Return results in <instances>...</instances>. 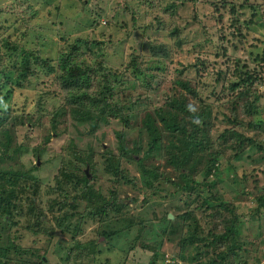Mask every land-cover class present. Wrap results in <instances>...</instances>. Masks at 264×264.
I'll list each match as a JSON object with an SVG mask.
<instances>
[{
  "label": "trees",
  "instance_id": "16d2710c",
  "mask_svg": "<svg viewBox=\"0 0 264 264\" xmlns=\"http://www.w3.org/2000/svg\"><path fill=\"white\" fill-rule=\"evenodd\" d=\"M259 9L261 18L257 23L264 26V5H260ZM231 12L234 13L236 38H246L248 28L239 26V13L235 4ZM36 13V10L31 11L29 17L36 16ZM249 24H254V20L250 19ZM2 29L6 34L0 33L2 99H9L12 93L33 77L40 79L44 94L49 92L48 85L57 80L61 89L70 92L77 88L82 96L72 93L70 102L62 104L55 112H40L38 105L42 104V95L37 97L34 111L26 110L27 101L22 104L21 112L14 107L0 108V217L5 221L1 230L8 223L9 226L16 223L14 217L23 211L20 203L27 204V213L41 212L45 205L51 210L70 205L75 213L64 214L61 218L56 216L57 224L65 217H72L74 231L79 234L83 231L81 225L89 219H98L100 224L109 216L117 217L125 225L110 232L97 228L98 235L110 239L134 228V239L142 246L148 248L154 243L152 250L157 254L148 264H156L158 258L162 264H264V233L258 229L254 237H248L242 226L241 214V205L248 195L252 196L258 219L259 213L264 210V184L260 183L255 172L264 174V136L254 139L239 129L241 124L259 127L261 122L255 118L262 108L259 103L261 95L257 94L254 87L258 81L264 84V76L258 73L260 70L251 74L246 72L245 77L239 79L240 82L230 84L231 89L237 90L231 102L241 115L238 116L232 108L229 110L233 116L223 113L221 120L227 121L228 126L215 136L209 107L202 100L195 99L198 95L191 85L192 80L182 78L188 75L184 67L176 69V79L173 80L178 92L166 95L163 106L148 110V97L134 96L130 91L128 99H122L123 85L120 84L129 68L138 75L150 74L147 86L152 88L154 74L150 61L149 64L145 58L146 53L149 60L155 55L158 58L170 57L164 44H153L149 39L144 41L141 50L131 55L132 59L127 65L118 68L104 66L98 57L88 62L84 56L87 54L92 59V52L86 50L89 48L87 43V48L82 50V46L78 45H60L55 58H50L43 56L38 47L30 48L11 39L7 28ZM175 36L178 37L177 32ZM180 45V40L174 43V46ZM153 50L157 54L154 55ZM262 59L264 63V56ZM98 70L101 71L99 75ZM241 86L242 89L239 88ZM93 87H98L97 93L89 94ZM70 113L78 122L89 123L91 134L99 128L100 123L108 125L114 120H122L124 124L132 120L140 129L135 132L133 139L128 138L122 128L116 131L115 150L111 146L105 148L95 136V140L85 149L71 147L66 160L71 167V174L62 173L71 186L70 196L59 198L62 193L54 187V196L50 197L36 181L31 169L24 167L23 150L27 152L28 145L19 142L16 133L20 135L19 130L24 128L23 138H29L26 133L30 130L36 128L38 132H43L44 124L50 118L46 134L34 147L40 154L51 132L62 131V125ZM157 122L161 123L162 129ZM250 148L261 154L263 164H257L253 173L237 170V165H233L234 160H238L242 152ZM96 155L102 158V171L109 182L104 191L99 187L93 190L87 173L82 169L88 164L94 171ZM158 158L162 162L152 164L151 160ZM221 158L227 162L223 168ZM18 160L19 165L15 167ZM31 168L37 169L36 164ZM226 169L232 170L229 174L237 173L246 186L248 177H254L248 189H238L239 201L228 197L226 192L217 188L219 182L210 179ZM200 174L203 175L201 181ZM126 188L131 192L124 195L123 190ZM140 196H143L142 200ZM78 199L85 203L81 210H78ZM139 207L146 208L148 217L139 212ZM168 214H172L173 218H169ZM250 220L253 223L249 225L253 229L257 221ZM54 233L55 228L47 232L49 236ZM72 239L79 248L87 246L92 255L97 252V238L85 242H80L76 237ZM164 242L173 246L170 249L172 255L162 247ZM47 250L44 249V252ZM42 257L38 248L22 249L14 240H7L5 245L0 244V264H46Z\"/></svg>",
  "mask_w": 264,
  "mask_h": 264
},
{
  "label": "rangeland",
  "instance_id": "374dc122",
  "mask_svg": "<svg viewBox=\"0 0 264 264\" xmlns=\"http://www.w3.org/2000/svg\"><path fill=\"white\" fill-rule=\"evenodd\" d=\"M233 4L238 9L239 26L248 28L246 38L239 40L234 29V13L231 12ZM260 5H264V0H0V26L7 28L11 39L30 48L38 47L45 57L55 58L60 45L63 47L78 45L82 46V50L87 48V43L89 48L86 50L92 52V59L87 54L84 56L88 62H93L98 57L104 66L118 68L127 65L132 59L131 55L141 50L144 41L149 39L153 44H164L170 57L158 58L155 55L157 52L153 50L155 58L151 56L149 60L146 53L145 58L148 63L150 61L154 74L155 81L151 80L152 88L147 86L151 78L150 74L138 75L129 68L122 80L118 77L122 82L120 85H123L122 99L127 100L130 91L131 95L148 97V110L155 109L159 105L163 106L166 95L170 96L178 92L173 80L176 79V69L184 67L186 71L184 72L188 75L182 78L188 77L192 80L191 85L195 87L198 95L195 99L202 100L208 105L213 122L211 125L214 128L213 134L216 136L228 126L227 121L221 120L223 113L233 116L229 110L232 108L238 116L241 115L231 102L237 90L231 89L230 84L240 82L239 79L245 77L246 72L251 74L260 70L258 73L264 76L262 59L264 26L257 23L261 18ZM33 10H36V16L29 17ZM250 19L254 20V24H249ZM2 27L0 33L6 35ZM22 32L25 34L22 35ZM176 32L180 38L175 36ZM177 40H180V46H174ZM3 49L6 50V47ZM100 73L101 71L98 70L97 75ZM111 78L114 79V76L111 75ZM60 86L61 84L56 80L48 85L49 92L44 94V86L40 79L33 77L30 82L24 83L23 87L12 93L9 99L0 97V108L14 107L21 112L22 104L27 101L26 110L34 111L36 99L42 95V104L38 105L40 112L41 110L47 113L55 112L62 104L70 102L72 93L82 96L77 88L67 92ZM254 87L257 89V94L261 95L259 103L262 108L255 115V118L261 122L258 124L259 127L245 123L241 124L239 129L243 134L256 139L264 136V84L258 81ZM239 88L242 89V86ZM97 89L98 87H93L89 94L97 93ZM74 107L76 108V103ZM67 116L62 131L51 132L46 145L42 143L45 148L40 154H37L34 147L46 134L50 118L47 120L46 117L43 118V121L46 120L43 132H38L36 128L30 130L26 133L29 138H23L24 128L19 130L20 135L16 133L19 142L28 145L27 152L23 150L24 167L31 169L36 181L50 197L54 196V187L62 193L59 198L70 196L71 186L67 179L63 178L62 173L71 174V167L66 163L71 147L85 149L95 140L93 139L95 136L97 142L103 144L105 148L111 146L115 150L116 131L123 129L125 135L133 139L135 132L140 129L132 120L125 124L122 120H114L108 125L100 123L99 128L91 134L89 123L78 122L71 113ZM157 124L161 129L163 128L161 123L157 122ZM260 155L255 149H246L238 160H234L233 165H237V170L253 173L257 164H263ZM101 159L100 155L94 157L97 163L94 171L88 164L82 169L84 171L87 169L89 184L93 186V190L99 187L104 191L109 182L102 171ZM151 162L156 165L161 163L162 159L158 158ZM221 163L223 168L227 162L221 158ZM35 164L37 169L31 168ZM18 165L19 160L15 167ZM262 168L264 169V165ZM229 171L232 170L217 172L211 175L210 179L219 182L217 188L226 192L228 197L239 201L238 189L244 187L248 189L254 177H248L246 186V182L244 183L237 173L229 174ZM255 172L260 183L264 184V174ZM202 178L203 175L200 174L199 181ZM123 192L126 195L131 191L126 188ZM142 198L143 196H140V200ZM68 201L72 202L70 198ZM77 201L80 202L78 210H81L85 203L79 199ZM253 204L252 196L248 195L241 205L242 226L250 238L257 234L258 229L264 233V210L259 213L261 215L258 219ZM20 205L23 206V211L14 217L16 223L12 226L8 223L4 230L0 229V244L5 245L7 240H14L22 249L38 248L46 264H148L153 259V255L157 254L152 250L154 243L146 248L134 239L136 235L134 228L110 239L99 236L97 228L110 232L125 225V222L117 217L109 216L100 223L101 225L98 219L95 221L89 219L81 225L83 231L78 234L74 231L76 230L73 224L74 218L65 217L59 224L55 218L75 213L70 205L60 210L56 208L51 210L45 205L41 212L38 210L30 213H27V204L20 203ZM37 207L40 209V204ZM139 212L148 217L145 207H139ZM249 219L257 221V224L254 223L252 226L253 229L249 225L253 222L248 221ZM4 222L0 217V227L5 224ZM52 228H55V233L49 236L47 232ZM72 236L80 242L97 238V252L92 255L87 246L79 248L73 242ZM162 247L172 255L170 249L173 246L164 242ZM46 248L48 250L45 253ZM167 255L170 258V255ZM25 257L28 258L27 255ZM156 264H162L159 258Z\"/></svg>",
  "mask_w": 264,
  "mask_h": 264
},
{
  "label": "water",
  "instance_id": "95a60500",
  "mask_svg": "<svg viewBox=\"0 0 264 264\" xmlns=\"http://www.w3.org/2000/svg\"><path fill=\"white\" fill-rule=\"evenodd\" d=\"M85 172L87 173V169L85 170ZM168 216H169V218H173V215L172 214H168Z\"/></svg>",
  "mask_w": 264,
  "mask_h": 264
}]
</instances>
